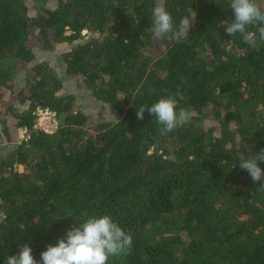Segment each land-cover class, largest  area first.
Masks as SVG:
<instances>
[{
	"label": "trees",
	"instance_id": "trees-1",
	"mask_svg": "<svg viewBox=\"0 0 264 264\" xmlns=\"http://www.w3.org/2000/svg\"><path fill=\"white\" fill-rule=\"evenodd\" d=\"M156 6L174 28L195 19L189 34L154 39ZM232 18L230 0H0L2 134L12 141V121L27 132L0 148V264L23 244L39 261L103 215L133 238L107 264H264V190L239 167L264 149V44L228 35ZM60 46L63 76L35 56ZM71 79L115 119L93 122L63 93ZM161 97L190 121L161 134L147 111L137 119ZM39 109L55 113L54 133L35 128Z\"/></svg>",
	"mask_w": 264,
	"mask_h": 264
},
{
	"label": "clouds",
	"instance_id": "clouds-1",
	"mask_svg": "<svg viewBox=\"0 0 264 264\" xmlns=\"http://www.w3.org/2000/svg\"><path fill=\"white\" fill-rule=\"evenodd\" d=\"M230 8L233 18L230 23H223L224 31L231 37L239 34L243 42L253 49L264 44V9L256 0H230ZM194 23L195 19L185 16L174 28L171 13L163 6H156L152 9L150 31L157 40H179L189 34ZM145 111L156 118L161 134L170 133L191 119L188 109L177 111L176 101L171 97H161L150 107L136 109L138 120L144 119ZM258 162L264 163V149L248 159L241 156L239 167L253 182H260L259 189L264 190V170ZM132 246V236L109 215L91 216L70 227L55 245L48 244L39 261L34 258L32 248L23 244L17 254L6 256L5 264H107L110 257L128 253Z\"/></svg>",
	"mask_w": 264,
	"mask_h": 264
},
{
	"label": "rangeland",
	"instance_id": "rangeland-1",
	"mask_svg": "<svg viewBox=\"0 0 264 264\" xmlns=\"http://www.w3.org/2000/svg\"><path fill=\"white\" fill-rule=\"evenodd\" d=\"M260 2L261 0H256ZM51 3V2H50ZM53 3V2H52ZM52 7V4L49 5ZM64 50L63 46L57 47L55 51L49 52L44 51L40 48L35 49V56L36 59L41 62L48 63L51 67L54 68L58 72L60 76H63L64 70L63 66L61 64V55ZM22 80H20L19 83H17V88H21ZM63 93L65 94H74L75 98L77 99L78 104H80L83 107V110L86 111L88 114L91 115L92 121L95 123L98 122H111L115 119V116L112 113V110L107 107L105 104L97 103L93 100V97L90 95V93L86 90L85 85L79 81V79H71V80H64V89ZM15 105L17 110L20 112H23L26 110V107H21V105L11 100L9 105ZM5 108L3 109L0 107V148L3 152H9L12 150L13 147H15L17 144L21 142L26 137V133H24L23 130L15 129L12 124H9L11 128V142H7V139H4L3 132V124L2 121L6 118ZM10 119V118H8ZM21 170V168H20Z\"/></svg>",
	"mask_w": 264,
	"mask_h": 264
},
{
	"label": "built area",
	"instance_id": "built-area-1",
	"mask_svg": "<svg viewBox=\"0 0 264 264\" xmlns=\"http://www.w3.org/2000/svg\"><path fill=\"white\" fill-rule=\"evenodd\" d=\"M37 124L35 128L41 129L45 133L52 134L58 128V121L54 112L48 109H39L37 112ZM24 133H27L24 130Z\"/></svg>",
	"mask_w": 264,
	"mask_h": 264
}]
</instances>
